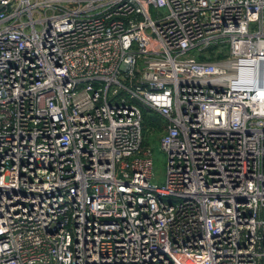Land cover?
Listing matches in <instances>:
<instances>
[{"label":"built area","instance_id":"1","mask_svg":"<svg viewBox=\"0 0 264 264\" xmlns=\"http://www.w3.org/2000/svg\"><path fill=\"white\" fill-rule=\"evenodd\" d=\"M0 264H264V0H0Z\"/></svg>","mask_w":264,"mask_h":264},{"label":"rangeland","instance_id":"2","mask_svg":"<svg viewBox=\"0 0 264 264\" xmlns=\"http://www.w3.org/2000/svg\"><path fill=\"white\" fill-rule=\"evenodd\" d=\"M151 15L155 18L157 17V11L152 7L151 8ZM226 50L215 44L211 47L210 50L206 51L204 54V57H211L215 58V54L218 52H225ZM145 121L148 125L144 123L143 126V136H145V139L150 143L149 147H152L155 149L156 154H157V165H156V171L158 174L159 181H165V175L167 171V156L163 150H161V145H160V137L162 136L163 131L160 133V130L156 128V126L160 127H165L166 122L163 119V117L156 115V114H147L144 115ZM155 138V140L151 141V139ZM158 139V140H157ZM163 181V182H164ZM160 182V183H163Z\"/></svg>","mask_w":264,"mask_h":264},{"label":"trees","instance_id":"3","mask_svg":"<svg viewBox=\"0 0 264 264\" xmlns=\"http://www.w3.org/2000/svg\"><path fill=\"white\" fill-rule=\"evenodd\" d=\"M200 58H203L202 56L200 57ZM147 114H156V115H159V116H161L158 112H156L155 110H152V109H147V108H142V118H143V125L142 126H144V123L146 124V125H148L146 122H144L145 121V117H144V115H147ZM162 117V116H161ZM156 128L157 129H159L160 130V133L163 131V133L165 132V130H166V128L163 126V127H160V126H156ZM163 133H162V135H163ZM144 135V134H143ZM144 138H143V146L144 147H149L150 145V143L147 141V139H145V136H143ZM162 137V136H161ZM161 137H160V140H161ZM153 140H155V138H153V139H151V141H153ZM158 140V139H157ZM160 140H159V142H160ZM152 148V147H151ZM152 150H153V152H154V158H155V165H157V162H158V160H157V154H156V151H155V149H153L152 148Z\"/></svg>","mask_w":264,"mask_h":264}]
</instances>
